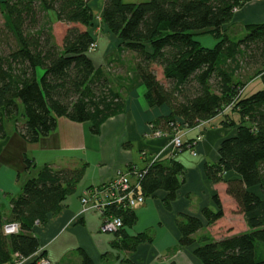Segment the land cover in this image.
<instances>
[{
  "label": "trees",
  "instance_id": "1",
  "mask_svg": "<svg viewBox=\"0 0 264 264\" xmlns=\"http://www.w3.org/2000/svg\"><path fill=\"white\" fill-rule=\"evenodd\" d=\"M248 1L104 0L101 13V22L117 37L121 51L132 54V66L144 84L147 103L169 109L167 116L151 122L153 131L184 134L216 116L222 117L223 125L235 128L233 136L221 141L218 162L205 164L204 173L212 183L225 182L246 231L217 240L202 233L195 239L204 228L201 218L184 213L175 218L178 245L196 244L193 255L202 264H264V23L231 28L233 33H244L239 39H232L225 28L235 10ZM89 2L0 0V43L6 47L0 49V139L5 137L4 120H16L19 104L25 122L16 128L29 144L53 132L60 117L75 123L90 122L91 133L98 134L107 118L123 110V99L108 71L95 69L87 54L95 44L88 31L94 26ZM52 16L68 26L60 46L54 39ZM202 34L211 35L214 46H202L195 39ZM155 67L161 69L165 82L157 78ZM243 69L260 75L262 88L245 95L251 79L238 77ZM182 136V144L174 152L186 146ZM26 164L30 166V160ZM138 170L142 174L139 192L147 198L165 191L162 202L170 210L184 182L182 164L171 158ZM84 171V165H44L24 183L10 200L7 221L0 218V264H10L15 253L28 258L27 264H37L34 255L39 242L34 227L59 211ZM227 172L238 178L225 181ZM213 204V208L201 210L206 226L223 216L217 194ZM104 213L123 222V227L113 232L112 249L133 252L148 239L147 233L129 236L125 232L137 220L134 208L107 205ZM10 222L18 223L19 232L5 235L2 226ZM78 254L79 264H94L82 249Z\"/></svg>",
  "mask_w": 264,
  "mask_h": 264
},
{
  "label": "crops",
  "instance_id": "2",
  "mask_svg": "<svg viewBox=\"0 0 264 264\" xmlns=\"http://www.w3.org/2000/svg\"><path fill=\"white\" fill-rule=\"evenodd\" d=\"M103 3L104 0L89 2L94 14V26L89 27L88 31L94 37L95 46L87 54L95 69L108 71L114 89L123 99V110L107 118L100 125L98 134L91 133L90 122L75 123L60 117L56 129L34 144L27 143L17 131L16 125L24 124V119H16L17 122L5 119V137L0 139V218L7 221L10 200L19 194L28 179L36 176L42 166L72 168L84 165L83 177L75 191L61 202L59 211L49 215L44 224L33 229L40 253H43L48 264H79V249L94 264H123L125 260L130 264H202L193 255L196 244L187 247L178 245L180 234L175 218L178 213L201 218L204 228L199 232L204 233L230 213H239L235 201L226 193L225 182L212 183L204 173L205 164L218 162L219 145L223 139L235 134V128L223 125L221 116L201 122L184 132L182 142L186 146L176 152L170 145L172 134H154L150 129L151 122L167 116L169 109L147 103L144 84L132 66V54L121 51L117 37L101 22ZM252 23H264V0L248 1L235 10L231 23L225 28L230 30ZM67 28V25L54 21L52 16L57 45H61ZM171 158L184 168V182L177 191L171 209L167 210L163 205L165 191L159 190L145 198L142 204L134 208L137 217L135 224L125 228V232L129 236L147 233L148 239L140 242L133 252L112 249L111 242L116 236L100 230V214H79L81 191L108 181L119 170L143 169L154 162H167ZM26 160H30V166ZM236 178L238 176L233 172L224 174L225 181ZM215 194L221 202L223 216L206 226L201 210L214 207Z\"/></svg>",
  "mask_w": 264,
  "mask_h": 264
},
{
  "label": "built area",
  "instance_id": "3",
  "mask_svg": "<svg viewBox=\"0 0 264 264\" xmlns=\"http://www.w3.org/2000/svg\"><path fill=\"white\" fill-rule=\"evenodd\" d=\"M95 44L92 45L93 49ZM90 49V50H91ZM229 108V107H227ZM151 131L159 135V131ZM187 131V130H186ZM185 131V132H186ZM183 133L177 131L170 139V145L173 151L178 150L181 146V136ZM141 170L130 168L129 170L117 171L113 178L101 184L87 187L81 191L80 215H86L90 212H97L101 216V231L115 232L123 227V222L120 217L107 215L104 209L107 205H118L122 208L133 209L137 205L142 204L145 200L139 192V179ZM2 231L5 235L15 234L19 232V225L15 222L5 223L2 226ZM40 249L35 253L37 264H48V261L43 256H39ZM28 258L22 257L20 254L13 255L10 264H27Z\"/></svg>",
  "mask_w": 264,
  "mask_h": 264
},
{
  "label": "rangeland",
  "instance_id": "4",
  "mask_svg": "<svg viewBox=\"0 0 264 264\" xmlns=\"http://www.w3.org/2000/svg\"><path fill=\"white\" fill-rule=\"evenodd\" d=\"M124 1H128V0H124ZM132 1V0H130ZM134 1H137V2H142V1H145V0H134ZM3 26V18H2V15L0 13V28H2ZM237 27V26H236ZM228 34L229 36L232 38H235V39H239V38H242L243 37V34L242 32L236 30L235 33L232 32V29H230L228 31ZM195 39L197 41H199V43L202 45V46H205V47H212L214 46L215 44V39L211 36V35H208V34H202V35H199V36H196ZM0 49H6L5 45L3 43H0ZM155 72H156V76L159 80H161L162 82H165L164 79H163V76H162V72H161V69L159 67H155ZM240 75V78H242L243 80L245 78H249L251 79L245 89H247L245 91V95L246 94H249L250 92H254L256 90H258L259 88H262V82H261V79H260V75H252V72H248V69H243L239 74H238V77ZM250 83H252L250 85ZM250 85V87H249ZM231 105H229L228 107H230ZM229 108H227V110L225 111H228ZM22 113H23V106L22 104H19V109H18V114L16 116V119H18V121H21L23 120V116H22ZM247 228H245V224H244V220H243V216L239 213H236V212H232L230 213L229 215L225 216L217 225H215L214 228L210 227L208 229H206V231L203 232H199V233H196L195 234V239L196 238H199V236L203 233V234H206V235H210L213 239H221V238H224V237H227V236H231V235H234V234H238V233H242L244 231H246Z\"/></svg>",
  "mask_w": 264,
  "mask_h": 264
}]
</instances>
